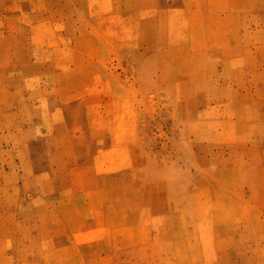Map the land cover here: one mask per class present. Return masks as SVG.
<instances>
[{
    "label": "rangeland",
    "instance_id": "374dc122",
    "mask_svg": "<svg viewBox=\"0 0 264 264\" xmlns=\"http://www.w3.org/2000/svg\"><path fill=\"white\" fill-rule=\"evenodd\" d=\"M0 264H264V0H0Z\"/></svg>",
    "mask_w": 264,
    "mask_h": 264
}]
</instances>
